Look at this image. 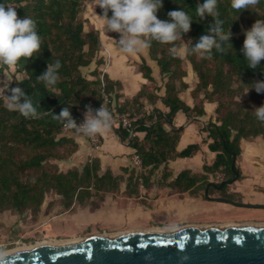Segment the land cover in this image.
Segmentation results:
<instances>
[{
    "label": "trees",
    "instance_id": "16d2710c",
    "mask_svg": "<svg viewBox=\"0 0 264 264\" xmlns=\"http://www.w3.org/2000/svg\"><path fill=\"white\" fill-rule=\"evenodd\" d=\"M7 1L15 6L18 18L30 16L36 22L41 37L40 50L25 61L23 70L28 72L25 73L26 80H14L13 83H19L32 97L37 92L48 96L49 91L43 82L35 77L44 71L47 63L58 59L60 68L55 87L60 93L52 99L47 109L35 117H25L9 110L0 101V212L6 209L15 212L26 209L37 211L49 190L61 195L66 206L74 200L82 203L100 192L116 190L122 175H114L109 169L101 172L98 157L86 161L80 169L72 166L63 171L57 164V161L67 160L76 151L77 143L72 136L61 131L63 123L54 119L52 112L59 114L62 107H69L74 119H83L85 106L98 108L104 101L103 93L108 97V106L112 107L111 93L119 86L118 81L109 79L97 70L92 71L93 79H87L81 72V68L92 61L101 46L98 30L82 15L84 0ZM198 2L162 0V6L157 10L159 19H168L169 10L182 8L192 20L190 28L181 33L183 40L169 43L153 40L148 48L160 72L167 77L165 93L160 100L168 109L162 111L154 108L147 117L133 123L134 132L143 131L144 135L142 138L132 135L129 141L134 154L140 159L141 168L136 173L130 171L128 174V193H137L139 184L147 186L154 171L160 165L166 167L168 160L192 156L199 149V144L190 143L176 150V143L183 131L173 124L177 112L200 116L205 113L204 101L215 103V119H210L204 127L209 139L207 148L215 155L210 164L203 165V169L211 173L221 168L225 173L224 179L233 176L231 164L233 157L236 158L241 152L240 141L264 136V121L256 118L253 109L264 103V90L258 93L250 87L244 92L250 86L249 82L264 80V59L255 68H248L240 51L243 30L249 28L255 19H264V0H258L257 4L242 10L233 9L231 0H217L218 14L223 17V30L227 31L229 27L231 33V45L227 41L222 42L223 52L213 47L207 55L195 49L185 54L196 76V83L190 91L194 104L189 106L178 97V92L188 86L183 81L186 75L183 58L180 54L173 56L169 49L172 44L186 45L191 49L197 33L205 29L210 17L207 13L204 16L196 15ZM97 12L101 14L102 9L97 8ZM114 35L118 37L117 33ZM138 69L150 83L143 84L131 98L116 102L114 108L119 112L131 115L141 109V99L154 103L158 98L154 92L157 87L150 75L151 69L143 57ZM114 98H118L117 93ZM116 130L122 139L129 138L125 128L118 127ZM201 177L205 178V175ZM197 181L199 176L185 169L167 185L174 190L184 191ZM206 183H203L204 186Z\"/></svg>",
    "mask_w": 264,
    "mask_h": 264
},
{
    "label": "crops",
    "instance_id": "0c3cea01",
    "mask_svg": "<svg viewBox=\"0 0 264 264\" xmlns=\"http://www.w3.org/2000/svg\"><path fill=\"white\" fill-rule=\"evenodd\" d=\"M4 2L14 6L7 0H4ZM97 8L98 7H95L91 13L94 11L97 12ZM89 15L90 13L85 18H87L94 28L98 30L101 46L88 66L81 68L82 74L87 79H93L95 76L92 75V71L97 70L100 74L107 75L109 79L118 81V88H115V91L111 93V103L115 105L116 102L120 103L125 98H131L140 90L143 84L150 83L147 78L143 77L142 72L138 69L141 57H143L145 63L151 69L150 75L153 78L154 85L157 87L154 89V92L158 95V98L154 103H150L144 98L141 99V109L135 113L140 116L139 119H143L151 114L154 108L167 111L168 108L163 105L160 100V97L165 93V82L167 77L160 72L159 66L156 60L151 58L148 48L136 53H123L119 51L115 43V38H108L110 41H108V45L105 46L101 38V29L97 27L93 18H89ZM21 64H23L24 67L25 60L22 59ZM83 68H86V72L83 71ZM189 69L190 70H186L184 68L186 75L183 77V81L187 83L188 86L178 92V97L187 105L193 106L194 100L190 91L196 83V76L190 64ZM0 73L5 77L11 74L13 80L16 79L21 82L26 80V74L22 67L6 66L5 68H0ZM192 78L194 79L192 80ZM115 93L118 95L117 99L114 98ZM58 94L59 93L49 92V95L46 96L43 92L34 93V101L39 100L41 108L39 112L47 109L52 104V99L58 96ZM214 107V102L204 101L203 108L205 113L203 115L187 116L182 112L176 113L173 124L183 129L176 143V150H181L190 143L199 144V149L192 156L176 157L168 160L166 167L160 165L159 168L154 171V173L160 172V177L154 180V178L150 176L149 184L147 186L139 184L137 186V193L135 194L128 193L126 187L127 176L130 171L137 172L131 160L134 151L129 145L130 138L132 137L129 133V138L122 139L121 135L116 130L118 127L109 124L107 129L98 132L101 142L99 147L94 148L89 144L87 138L83 134L70 131L64 132L66 135L72 136L77 143L76 151L73 152L68 160L62 162L68 165L67 169L72 166H77L79 162L83 160V162H85L91 158L98 157L100 160L101 172L109 169L112 174L122 175V177L116 190L99 193L100 200H98L94 207L90 205L87 207L86 216L82 217L81 212L78 214L66 213L59 214L58 218L53 219H56L58 222L68 220L86 222L92 219V217H100L112 220L126 218L136 221V224L128 227H121L109 231V233L134 229L141 230L155 226H196L233 222V220L221 222L193 220L194 218H198L199 215L204 217L205 213L211 214V212L217 211H238V208L226 202L211 200L207 197L206 199L209 201H205L204 190L206 187L208 195L210 196H218L221 195V193L222 195L224 193H233L234 196L238 194L239 199L243 201H251L249 197H256L255 199L258 201H263L264 199V191L255 190L251 186V183H249L253 181V178L236 179L230 184L223 185L221 188L225 186L224 193L220 191L221 188H217L210 184L213 182L217 185L220 181L224 180L215 179L212 176L213 173L222 170L221 168L211 173H207L203 169V165L210 164L215 155L214 152L207 148V141L209 139L207 137V132L204 131V127L207 125L208 121L210 119L214 121L215 119L213 113ZM84 112L85 111L82 112V116H84ZM135 134L139 138H142L144 132L137 131L134 132V135ZM258 138L261 137H257L256 139ZM201 139L203 140L201 141ZM203 156L205 158L202 160ZM185 169L189 170L191 174L199 176V181H197L196 184L184 191L174 190L167 185L169 181ZM201 175H205V178H202ZM247 179L250 181L247 182ZM205 182H207L206 185L202 187V184ZM226 186H228V188H226ZM94 196H91L89 199L91 200ZM73 202L77 201L74 200ZM77 203L79 204V202ZM249 221L254 222L253 220ZM55 223L57 222H53L52 224L54 225ZM47 225L49 224L47 223Z\"/></svg>",
    "mask_w": 264,
    "mask_h": 264
},
{
    "label": "clouds",
    "instance_id": "9594fccd",
    "mask_svg": "<svg viewBox=\"0 0 264 264\" xmlns=\"http://www.w3.org/2000/svg\"><path fill=\"white\" fill-rule=\"evenodd\" d=\"M258 0H231L233 9H245L257 4ZM102 12L98 17L103 21L106 32H115L119 51L123 53H136L150 47L153 40L169 43L183 40L182 32L190 28L192 18L182 8L169 10L168 19H159L157 10L162 6V0H97ZM110 12V15H109ZM196 15L208 14L210 19L204 30L195 36L189 49L186 45L172 44L169 51L175 56L187 54L190 50H199L202 55L210 54L213 47L223 52L222 42L227 41L231 33L229 27L223 30L222 20L217 8V0H199L195 7ZM243 41L240 51L247 62L248 68H255L264 59V19H255L251 26L243 30ZM231 45V44H230ZM41 46V37L36 29V22L30 16H17L15 7L0 0V68L6 66L22 67L21 60L33 57ZM232 47V46H231ZM60 61L57 59L47 63L42 73L35 78L42 81L44 87L51 93H60L55 85L58 80ZM24 69V68H23ZM264 71V66H262ZM25 73H28L24 70ZM13 76L5 77L0 73V101L4 106L19 112L25 117H35L39 114V100L25 92L19 83H13ZM256 92L264 90V80L249 82ZM243 92V93H244ZM83 119L77 123L71 115L69 107H62L59 114L53 113V118L61 121L65 127L75 128L85 135L95 134L109 127L111 113L103 105L93 109L85 106ZM258 120L264 121V103L253 108Z\"/></svg>",
    "mask_w": 264,
    "mask_h": 264
},
{
    "label": "water",
    "instance_id": "95a60500",
    "mask_svg": "<svg viewBox=\"0 0 264 264\" xmlns=\"http://www.w3.org/2000/svg\"><path fill=\"white\" fill-rule=\"evenodd\" d=\"M234 157L232 169L234 174ZM235 179H224L221 188ZM205 197L235 206L263 208L226 196ZM33 243L0 252V264H264V224L229 222L160 226Z\"/></svg>",
    "mask_w": 264,
    "mask_h": 264
},
{
    "label": "rangeland",
    "instance_id": "374dc122",
    "mask_svg": "<svg viewBox=\"0 0 264 264\" xmlns=\"http://www.w3.org/2000/svg\"><path fill=\"white\" fill-rule=\"evenodd\" d=\"M96 3L97 0H84V10L82 15L83 17H86L90 13L89 18H93L97 27L101 29L102 42L105 46H107L108 41H110L108 40V38H115V32H106L103 21L98 17V15L100 14L96 11L91 13L95 9V7L99 8ZM180 55L183 58L182 64L184 68L186 70H190V63H188V61L185 59V54ZM83 71L86 72V68H83ZM193 79L194 78H192V80ZM202 140L203 139H201V141ZM240 148V154L234 159V169L238 172V174L236 175L233 172V176L230 178H234L235 180H241L242 178H253L252 182H249L250 180L248 179L247 182L251 183V186L255 190L264 191V136H261V138L258 139L255 138L247 141L241 140ZM71 156L72 154L68 157V159ZM204 158L205 157L203 156L202 160ZM64 161L66 160L57 161L59 169L63 171H65L68 167V165L62 163ZM83 161L79 162V164L75 167H78L80 169L86 162ZM134 169L136 171H139V169L137 168ZM212 176L215 179L221 178L222 180L225 177V173H223L222 170H219L218 172L213 173ZM151 177H153L154 180L159 178L160 172L153 173ZM202 187H204V184H202ZM226 188H228V186H226ZM224 191L225 188L223 189V193ZM233 198L239 199V195L237 194ZM255 198L256 197H249L251 201L244 202L264 203V199L263 201H258ZM204 199L205 201H209L206 199V197ZM98 200H100V194H96L91 200H84L83 203L78 204L77 202H72L69 206H66L63 204L64 199L61 197V195L55 193L52 190H49L44 194L43 201L37 211H34L33 209H26L22 212H15L12 209H6L0 212V238L4 243H6V246L0 249V252L19 246L31 245L38 240H48L51 238L64 239L82 236L84 237L92 234L105 233L104 231L109 233V231L136 224V221H134L133 219L126 218L120 220H112L100 217H92V219L86 222H80L78 220L58 222L56 219H53L58 218L59 214H78L79 212H81L82 217H84L87 214V207L89 205L91 207H94ZM233 207L238 208V211H217L211 212V214L205 213L204 217H202V215H199L198 218H194L193 220H204L208 222L233 220V222L239 223L250 222L249 220H253L255 222L264 220L263 208L241 207L235 205H233ZM53 222L57 223L53 225ZM47 223L49 225H47Z\"/></svg>",
    "mask_w": 264,
    "mask_h": 264
},
{
    "label": "built area",
    "instance_id": "2783aa9c",
    "mask_svg": "<svg viewBox=\"0 0 264 264\" xmlns=\"http://www.w3.org/2000/svg\"><path fill=\"white\" fill-rule=\"evenodd\" d=\"M103 95H104V101H103L102 104H103L108 110L111 111V112H110V113H111V121H110V125H113V126H115V127H122V128H125L131 136L134 135V125H133V123H134L136 120H138V119L140 118V116H139L138 114H136V113H133V114L130 115V114H128V113L119 112V111H117V110L114 108V104H113L112 107L108 106V104H107L108 97H107V95L104 94V93H103ZM75 120H76L77 123H79L82 119L77 118V119H75ZM61 131H62V132H69V131H70V132L81 133V134H83V135L87 138L89 144H90L92 147L97 148V147L100 146V142H101V140H100V135H99L98 132L95 133V134H91V135H85V134L82 133V132H78V131H76L75 128H68V127H65L64 124L61 125ZM131 160H132V164H133V166H134L135 168H137V169H140V168H141V162H140V159H139V157H138L136 154H133V155H132ZM220 180H221V178H220ZM5 244H6V243H4V242L2 241V239L0 238V249H2L3 247H5V246H6Z\"/></svg>",
    "mask_w": 264,
    "mask_h": 264
},
{
    "label": "bare ground",
    "instance_id": "6f19581e",
    "mask_svg": "<svg viewBox=\"0 0 264 264\" xmlns=\"http://www.w3.org/2000/svg\"><path fill=\"white\" fill-rule=\"evenodd\" d=\"M257 223H262L264 224V222H257ZM145 229H161L160 226L159 227H148V228H145ZM123 232V231H122ZM106 234H108L107 232H105ZM113 233V232H111ZM83 237V236H82ZM82 237H73V238H64V239H48V240H38L36 241L35 243H40V242H48V241H56V240H71V239H74V238H82ZM26 246H29V245H24V246H19V247H15V248H20V247H26ZM11 249H14V248H11ZM9 250V249H8Z\"/></svg>",
    "mask_w": 264,
    "mask_h": 264
},
{
    "label": "flooded vegetation",
    "instance_id": "af4514ba",
    "mask_svg": "<svg viewBox=\"0 0 264 264\" xmlns=\"http://www.w3.org/2000/svg\"><path fill=\"white\" fill-rule=\"evenodd\" d=\"M224 185H227V184H224ZM224 188V187H223ZM223 188H221V189H223ZM220 189V191H222L223 192V190H221ZM219 196H226V197H229V198H231V199H234L233 198V196H234V194L233 193H224L223 195H222V193H221V195H219ZM234 200H238V201H241L240 199H234ZM258 222H264V220H259ZM254 223H255V221H254Z\"/></svg>",
    "mask_w": 264,
    "mask_h": 264
}]
</instances>
